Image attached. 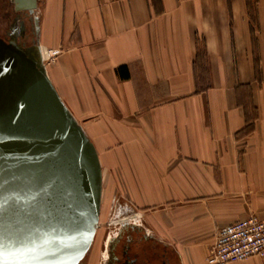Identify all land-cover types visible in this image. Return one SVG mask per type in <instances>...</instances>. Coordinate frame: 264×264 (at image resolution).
<instances>
[{"label":"crops","instance_id":"obj_1","mask_svg":"<svg viewBox=\"0 0 264 264\" xmlns=\"http://www.w3.org/2000/svg\"><path fill=\"white\" fill-rule=\"evenodd\" d=\"M8 1L95 147L100 216L123 200L179 264L264 218V0Z\"/></svg>","mask_w":264,"mask_h":264},{"label":"water","instance_id":"obj_2","mask_svg":"<svg viewBox=\"0 0 264 264\" xmlns=\"http://www.w3.org/2000/svg\"><path fill=\"white\" fill-rule=\"evenodd\" d=\"M17 10L34 0H13ZM0 37V246L23 264H81L99 219L93 143L49 80L38 45ZM18 31V32H17Z\"/></svg>","mask_w":264,"mask_h":264},{"label":"flooded vegetation","instance_id":"obj_3","mask_svg":"<svg viewBox=\"0 0 264 264\" xmlns=\"http://www.w3.org/2000/svg\"><path fill=\"white\" fill-rule=\"evenodd\" d=\"M15 24L9 1L0 0V37L9 39L12 26L19 27ZM114 218V230L103 236L95 251H88L81 264H179L176 254L146 233L138 219L119 213Z\"/></svg>","mask_w":264,"mask_h":264},{"label":"built area","instance_id":"obj_4","mask_svg":"<svg viewBox=\"0 0 264 264\" xmlns=\"http://www.w3.org/2000/svg\"><path fill=\"white\" fill-rule=\"evenodd\" d=\"M253 256L264 258V218L256 215L218 228L206 263L224 264Z\"/></svg>","mask_w":264,"mask_h":264},{"label":"rangeland","instance_id":"obj_5","mask_svg":"<svg viewBox=\"0 0 264 264\" xmlns=\"http://www.w3.org/2000/svg\"><path fill=\"white\" fill-rule=\"evenodd\" d=\"M121 201L123 200H112L111 202H106L102 207L101 216L98 219L97 229L93 238V240H95L94 243L92 241L90 249L93 248V250L95 251L97 246L101 242L103 236H106L107 233L112 232L114 230L115 227L113 224L116 221V219L114 218V212L116 211L115 213H117Z\"/></svg>","mask_w":264,"mask_h":264},{"label":"snow or ice","instance_id":"obj_6","mask_svg":"<svg viewBox=\"0 0 264 264\" xmlns=\"http://www.w3.org/2000/svg\"><path fill=\"white\" fill-rule=\"evenodd\" d=\"M36 247V245L26 246L24 248H8L0 246V264H23V262L19 259L10 260L9 256H11L14 252L35 251Z\"/></svg>","mask_w":264,"mask_h":264},{"label":"bare ground","instance_id":"obj_7","mask_svg":"<svg viewBox=\"0 0 264 264\" xmlns=\"http://www.w3.org/2000/svg\"><path fill=\"white\" fill-rule=\"evenodd\" d=\"M99 212H100V211H99ZM86 255H87V254H86ZM86 255H85V256H86ZM84 258H85V257H84ZM83 260H84V259H82V261H83Z\"/></svg>","mask_w":264,"mask_h":264}]
</instances>
